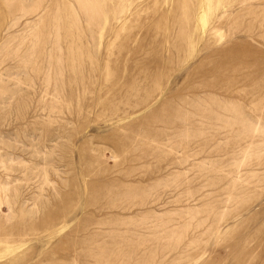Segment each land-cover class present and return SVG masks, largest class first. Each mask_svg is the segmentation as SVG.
Masks as SVG:
<instances>
[{
	"label": "rangeland",
	"instance_id": "rangeland-1",
	"mask_svg": "<svg viewBox=\"0 0 264 264\" xmlns=\"http://www.w3.org/2000/svg\"><path fill=\"white\" fill-rule=\"evenodd\" d=\"M98 1L91 19L78 0H0V264H102L97 246L110 264H249L240 218L262 264L234 115L264 79V11Z\"/></svg>",
	"mask_w": 264,
	"mask_h": 264
},
{
	"label": "bare ground",
	"instance_id": "bare-ground-1",
	"mask_svg": "<svg viewBox=\"0 0 264 264\" xmlns=\"http://www.w3.org/2000/svg\"><path fill=\"white\" fill-rule=\"evenodd\" d=\"M80 5H82V8L85 9V12L91 16V19H93V16L94 14H97L98 12V7L97 5L99 4L100 1L98 0H78ZM237 4L238 5H245V4H249L247 6H243L242 8H240V10L238 11L239 12V20H240V25H241V17L245 14V11H248V12H251V17H255V19L258 17H256L257 15H259V12L260 11H264V9L261 7L263 6V4L259 5V4H254V0H237ZM98 8V9H97ZM263 9V10H262ZM100 11V10H99ZM259 11V12H258ZM87 15V16H88ZM238 15V14H237ZM246 15L247 12H246ZM183 16V15H182ZM238 17V16H237ZM88 18V17H87ZM90 18V17H89ZM188 18V17H187ZM262 18V16H261ZM250 19V18H249ZM252 19V18H251ZM90 20V19H89ZM96 20V19H95ZM183 20V19H182ZM246 20V19H245ZM244 20L243 23H246ZM264 20V19H263ZM247 21H248V18H247ZM261 21V20H260ZM260 21H258L260 23ZM253 22V21H252ZM251 22V26L253 25V23ZM264 22V21H263ZM262 22V23H263ZM250 23V22H249ZM255 24H256V21H255ZM257 25V24H256ZM255 26V25H254ZM188 32V31H187ZM184 35V32L183 34ZM187 35V34H186ZM188 37V36H187ZM187 39V38H186ZM183 43V42H182ZM185 43V41H184ZM183 43V45H185ZM182 45V44H181ZM182 45V46H183ZM183 48V47H182ZM187 48V47H186ZM180 49V48H179ZM60 62V61H59ZM58 62V63H59ZM264 74V73H263ZM264 77V76H263ZM264 80L261 78V81ZM261 81L257 82L255 84V87H254V93L253 95H255L256 97L253 98V104H254V108H253V114L250 115V117L247 119L246 116H244V111L243 110H239L237 111L239 113V115L237 114H233L235 117L238 116V120H237V123L239 124V132H237V135H238V149H237V158H238V162H237V190H238V198H239V205L241 206L239 209V213H240V216H244V213H243V209L242 208L243 206L247 207L248 209H250L251 211H253V209L258 206L260 203H261V193L264 189V87H263V90L260 86L261 84ZM257 100V101H256ZM196 103V102H195ZM201 104V103H200ZM203 104V103H202ZM221 104V103H220ZM223 104V103H222ZM221 104V105H222ZM193 105V104H192ZM224 106H226L225 104H223ZM195 106V105H194ZM218 106H220L218 104ZM223 106V107H224ZM193 107V106H192ZM203 106H201L202 108ZM240 109L242 108L241 106H239ZM195 108V107H194ZM200 106H199V109H201ZM205 108V107H203ZM227 108V107H226ZM230 108V107H229ZM235 109V108H234ZM209 110V109H208ZM211 110V108H210ZM213 110V109H212ZM211 110V111H212ZM183 111V110H182ZM203 110H201L202 112ZM210 111V112H211ZM246 111V110H245ZM180 112V111H178ZM177 112V113H178ZM236 112V113H237ZM203 113V112H202ZM213 113V112H212ZM211 113V114H212ZM247 113V112H246ZM249 113V112H248ZM251 113V112H250ZM170 114V113H169ZM194 114V113H193ZM206 114V113H205ZM200 115V114H199ZM199 115H197L199 117ZM210 115V114H209ZM213 115V114H212ZM167 116V115H166ZM185 116V115H184ZM200 116H203V115H200ZM215 116V114H214ZM178 117V116H177ZM183 117V116H182ZM181 117V118H182ZM205 117V115H204ZM207 117V116H206ZM209 117V116H208ZM207 117V118H208ZM166 118V117H165ZM164 118V119H165ZM174 118V117H173ZM163 119V118H161ZM180 119V118H179ZM185 119V118H184ZM187 119V118H186ZM167 120V118L165 119ZM165 120H162L163 122ZM202 120V119H201ZM181 121V119H180ZM188 121V120H187ZM229 121V120H228ZM170 122V121H169ZM168 122V123H169ZM176 121H174L175 123ZM182 122V121H181ZM185 122V121H184ZM167 123V121H166ZM165 123V126H167ZM167 123V124H168ZM171 123V122H170ZM169 123V124H170ZM183 123V122H182ZM235 123V125L237 124L235 121L233 122ZM173 124V123H172ZM188 124V123H187ZM180 125V124H179ZM183 125V124H181ZM187 127H189L188 125H186ZM205 126V125H204ZM227 126V125H226ZM229 126V125H228ZM170 127V126H169ZM169 127H166V128H169ZM183 127H185L183 125ZM232 129L233 128V125L231 126ZM165 128V127H164ZM173 127H171V130L173 131L172 133L178 135V132H174V130L172 129ZM175 128V127H174ZM179 128V126L177 127V129ZM180 128H182V126H180ZM202 128V127H201ZM237 128V129H238ZM170 129V128H169ZM169 129H166L167 131ZM184 129V128H183ZM200 129V128H199ZM206 129V128H205ZM192 130V129H190ZM236 130V129H235ZM233 130V131H235ZM182 131V130H181ZM185 131V129H184ZM183 131V133L185 134V132ZM187 131V129H186ZM189 131V130H188ZM200 131V130H199ZM170 132V131H169ZM190 132V131H189ZM167 133V132H166ZM182 133V135H183ZM191 133V132H190ZM181 134V133H180ZM179 134V137H180V140H182V135ZM203 134V132H202ZM170 135H173V134H170ZM177 135L175 136L177 138ZM188 135V136H187ZM193 135H196L195 133ZM184 136H187V138L189 137V133L187 134L186 132V135ZM192 136V135H190ZM198 136V134H197ZM195 136V137H197ZM201 135H199L198 138H200ZM204 136V134L202 135V137ZM154 138H158V137H155L153 135ZM153 137H151L152 141L153 140ZM172 137V136H171ZM207 137V136H206ZM169 138V136H168ZM167 138V139H168ZM174 138V137H173ZM236 138V137H235ZM165 139V138H164ZM178 139V138H177ZM176 139V140H177ZM184 139V138H183ZM189 140H191L190 138H188ZM194 139V138H192ZM201 139V138H200ZM204 139V141L208 140V139ZM195 140V139H194ZM169 141V140H168ZM188 142V140H185ZM170 142V141H169ZM176 142V141H175ZM174 143V141H173ZM179 143V142H177ZM186 143V142H185ZM184 143V144H185ZM204 143V142H203ZM176 144V143H175ZM182 144H183V141H182ZM187 144V143H186ZM189 145V143L187 144V146ZM175 146V145H174ZM187 146L185 147V149H187ZM180 147H182L180 145ZM187 152V151H185ZM128 194V192H127ZM238 200V199H237ZM256 212V211H255ZM258 213V212H257ZM253 215V214H252ZM251 216V215H250ZM260 219V218H259ZM259 224V223H257ZM259 227V226H257ZM257 227H254L257 229ZM263 227V224L262 226ZM254 228H250L248 229L247 226H246V223L240 218L239 219V224H238V231H239V236H238V250H240L243 254H247L246 255V258L248 256V261H249V264L250 263H254V262H251L255 256H257L256 254L258 253L257 252V248L260 246H258L259 244H261V242H258L256 244V235H257V231L258 229H254ZM262 229V228H260ZM259 232V231H258ZM261 232V231H260ZM260 233H258L259 235ZM96 237V236H95ZM93 239V238H92ZM258 241V240H257ZM192 242V241H191ZM189 242V244L191 245L192 243ZM204 242V241H203ZM248 243H252V246L250 247H247L246 249V246ZM188 244V245H189ZM196 244V243H195ZM194 244V245H195ZM191 247V246H189ZM264 247V246H262ZM258 248V249H259ZM119 249H121L119 247ZM261 249V248H260ZM263 249V248H262ZM89 250H91L90 252L92 253L91 256L94 257L97 261H99L100 263L102 264H110L109 261L110 258H109V251H116L117 248H107V247H103V246H100L97 248H89ZM133 252V251H131ZM239 252V251H238ZM132 254V253H131ZM259 255L258 254V258H259ZM239 258L241 257V254L240 256H238ZM263 258V257H262ZM242 260V259H241ZM244 260V259H243ZM247 260V259H246ZM245 260V261H246ZM263 260V259H262ZM243 261V264H245ZM145 262V261H144ZM239 262V261H238ZM247 262V261H246ZM248 263V262H247ZM264 263V262H263ZM262 263V264H263ZM257 264V263H255Z\"/></svg>",
	"mask_w": 264,
	"mask_h": 264
}]
</instances>
